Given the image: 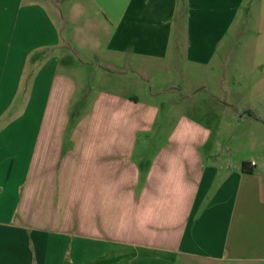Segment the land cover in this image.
Returning <instances> with one entry per match:
<instances>
[{
    "label": "crops",
    "instance_id": "obj_1",
    "mask_svg": "<svg viewBox=\"0 0 264 264\" xmlns=\"http://www.w3.org/2000/svg\"><path fill=\"white\" fill-rule=\"evenodd\" d=\"M252 17L264 64V0H0V264L263 262L264 160L184 116L138 148L156 108L120 86Z\"/></svg>",
    "mask_w": 264,
    "mask_h": 264
},
{
    "label": "rangeland",
    "instance_id": "obj_2",
    "mask_svg": "<svg viewBox=\"0 0 264 264\" xmlns=\"http://www.w3.org/2000/svg\"><path fill=\"white\" fill-rule=\"evenodd\" d=\"M255 27L253 17L248 24L234 22L220 36L217 46L212 47L210 60L200 65L183 61L185 47L179 45L173 48L172 58L162 62V67H143L135 75H122V94L131 93L130 96L138 97L140 104L147 101L156 108L149 122L146 116L142 120L146 125L137 133L138 148H158L174 121L184 116L210 120L213 129L211 136H219V145L224 146L231 141L234 156L252 155L264 160L263 123L250 122L245 125L229 121L230 114L254 116L252 112L257 113L258 109L264 120V64L252 56L257 32ZM137 63L142 66L147 64L146 61ZM248 106L252 107V112ZM86 107L89 111L93 109L92 104ZM110 111L106 106V120L112 118ZM215 264H264V261H217Z\"/></svg>",
    "mask_w": 264,
    "mask_h": 264
},
{
    "label": "trees",
    "instance_id": "obj_3",
    "mask_svg": "<svg viewBox=\"0 0 264 264\" xmlns=\"http://www.w3.org/2000/svg\"><path fill=\"white\" fill-rule=\"evenodd\" d=\"M245 164H246L245 162H242V163H241V168H242V169H243V167H244Z\"/></svg>",
    "mask_w": 264,
    "mask_h": 264
}]
</instances>
